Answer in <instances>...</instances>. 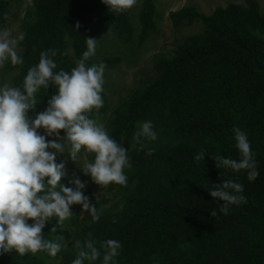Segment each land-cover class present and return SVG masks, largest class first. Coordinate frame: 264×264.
I'll use <instances>...</instances> for the list:
<instances>
[{
	"label": "trees",
	"instance_id": "1",
	"mask_svg": "<svg viewBox=\"0 0 264 264\" xmlns=\"http://www.w3.org/2000/svg\"><path fill=\"white\" fill-rule=\"evenodd\" d=\"M24 3L0 0V30H8L14 20L23 36L17 45L23 63L8 61L3 67L4 75H12V87L22 86L43 51L56 50L54 71L71 72L87 50L92 29L118 45L136 38L139 49L157 31L155 0L134 5L138 30L132 8L115 13L102 0H32L26 10ZM170 18L174 27L199 23L202 29L177 44L169 57L154 59L153 77L118 106L110 105L103 88V106L89 114L127 150L126 185L111 183V198L89 197L98 221L73 204L72 216L55 233L50 230L56 219L46 222L43 238L62 244L55 257L46 251L24 256L13 251L0 253V264H72L78 253L75 242L83 245L85 239L95 241L101 256L84 264H102L101 245L109 239L121 244L112 264H264V12L257 0H243L217 7L210 15L184 7ZM103 53L108 71L122 62L110 49ZM96 54L87 66L95 65ZM55 92L52 84L40 89L28 117L44 111ZM145 121L152 123L157 138L144 141L138 150L133 136ZM234 127L247 135L259 173L255 180L247 179L246 170L218 169L211 158H241ZM64 135L61 130L60 138ZM201 151L204 160L196 161ZM229 179L243 185L240 195L247 202L230 205L225 215L219 211L223 202L213 200L208 190ZM97 187L91 182L84 195Z\"/></svg>",
	"mask_w": 264,
	"mask_h": 264
},
{
	"label": "clouds",
	"instance_id": "2",
	"mask_svg": "<svg viewBox=\"0 0 264 264\" xmlns=\"http://www.w3.org/2000/svg\"><path fill=\"white\" fill-rule=\"evenodd\" d=\"M137 0H102L108 9L115 13L132 8ZM32 6V0H25V10ZM80 25L77 23L76 27ZM23 36L13 37L10 30H0V68L5 62L12 65L22 64L18 55L17 45ZM87 50L77 61L71 72L57 68L52 59L56 50L40 53L37 65L28 69L21 87H12L5 83L0 87V253L15 252L20 256L27 253L36 254L46 251L55 257L61 250L60 242L46 241L42 229L53 217L56 226L51 228L55 233L57 227L72 216L70 207L73 204L82 206L92 220L98 221L100 215L94 205H90L82 189L84 182L75 178L66 187L60 183L65 176V162H56L58 155L67 152L68 158L75 163L81 151L85 154V163L81 167L83 174L99 186L109 184L126 185L127 177L124 168L129 166L127 150L112 139L102 124L89 114L103 106L101 92L103 91V74L105 65L87 66L86 62L95 54L97 40L86 39ZM52 84L56 92L47 101L44 111L28 117L29 110L37 105L36 94L40 89H47ZM38 129H43L40 134ZM64 137L59 136L60 131ZM236 148L240 159L211 157L216 168L230 169L233 172L247 171V179L255 180L259 175L247 135L239 128H233ZM55 137L46 140V137ZM156 132L150 121L140 124L134 133V141L145 146L144 141H154ZM154 149L148 151L151 155ZM93 155L92 161L87 160ZM205 153L201 151L194 159L204 160ZM243 185L231 179L212 185L208 190L215 201H222L219 211L229 213L230 205L247 202ZM211 215H217L216 210ZM32 223L29 224L28 221ZM78 249L72 264H84V261H96L101 251L95 241L85 239L83 245L75 242ZM103 248L102 264H112L121 248L119 241L109 239L101 245Z\"/></svg>",
	"mask_w": 264,
	"mask_h": 264
},
{
	"label": "rangeland",
	"instance_id": "3",
	"mask_svg": "<svg viewBox=\"0 0 264 264\" xmlns=\"http://www.w3.org/2000/svg\"><path fill=\"white\" fill-rule=\"evenodd\" d=\"M260 5L261 11L264 12V0H257ZM243 4V0H155L156 7V25L157 31L152 34L148 41L139 49L136 47V38L130 45H118L112 38H105V36L99 30L92 29L90 38L97 40L95 65L103 63L105 53L103 49H110L112 53L118 54L122 57V62L116 65L113 69L108 71L104 69L103 85L104 93L106 94L110 105L112 107L118 106L119 102L126 99L134 90L141 89L146 81L151 79L154 75L152 65L154 59L157 57H169L171 50L179 43H181L187 36L197 34L201 31L202 26L199 23L192 25L182 24L174 27L171 22L170 14L179 11L184 7H194L199 13L210 15L215 8L225 7L226 5ZM16 7L12 9L13 13H16ZM139 9L137 6L132 7V22L139 28L138 25ZM13 20L10 28L12 36L20 37L18 34L17 26ZM100 48L101 54H98ZM104 64V63H103ZM0 87L5 83L11 86L12 75H4L3 67L0 68ZM40 129H38L39 131ZM40 134H44V130L41 129ZM63 137H61L62 139ZM55 137H46V140H52ZM93 155H88L87 160L90 162L93 160ZM59 162H65V177H68L66 181H61V184H65L66 187H73L70 183L75 178H79L81 182L86 184V187L82 189L83 194L89 188L90 183L93 182L89 176L83 174L81 167L85 163V154L83 151L79 154L77 161L72 162L67 152L64 155H58ZM129 166L125 167L127 169ZM71 174V176H69ZM110 185V184H109ZM109 185L107 187L99 186L94 188L88 197H93L95 200H100L103 195H107L111 198L114 190L109 191ZM117 187V185L115 186ZM90 204V202H89Z\"/></svg>",
	"mask_w": 264,
	"mask_h": 264
}]
</instances>
